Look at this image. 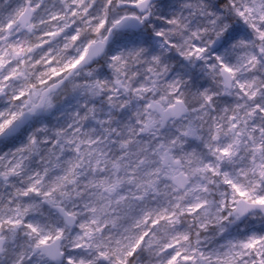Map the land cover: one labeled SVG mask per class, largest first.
<instances>
[{
  "label": "clouds",
  "instance_id": "clouds-1",
  "mask_svg": "<svg viewBox=\"0 0 264 264\" xmlns=\"http://www.w3.org/2000/svg\"><path fill=\"white\" fill-rule=\"evenodd\" d=\"M18 2H0V25ZM105 3L89 0L79 41L47 50L41 33L58 29L40 12L0 27V264H149L126 253L161 209L176 223L149 240L189 231L215 264L264 229V210L222 206L225 173L264 184V0H111L107 15ZM190 205L202 207L182 215Z\"/></svg>",
  "mask_w": 264,
  "mask_h": 264
},
{
  "label": "snow or ice",
  "instance_id": "snow-or-ice-1",
  "mask_svg": "<svg viewBox=\"0 0 264 264\" xmlns=\"http://www.w3.org/2000/svg\"><path fill=\"white\" fill-rule=\"evenodd\" d=\"M50 3L51 7L47 4L39 3V0H19L17 7L9 12L6 24H2L0 27L11 29L18 22L28 23L31 19L29 9L32 12H40L42 13V23L55 25V28L58 29L47 30L41 33L39 47L47 50L51 47L52 38L62 34L66 42L71 41L75 43L79 41L80 28L78 25L83 23L85 18H88L89 21L94 20L97 15V10L88 6L89 0H50ZM110 5L111 0H106V3L103 5L105 15H107V9ZM107 23V19L99 20L95 25L94 31L100 32L105 29ZM116 23H119V21ZM65 29H67L66 32ZM15 51L17 55H20L25 52V49L20 47ZM29 51H31V48H29ZM195 51L203 52L204 49L196 48ZM86 54L87 52L85 50L78 59L72 64L65 65L61 71L78 65L85 58ZM42 59L45 64L54 63L51 59V54L42 57ZM223 67L227 72L232 71L227 66ZM50 71L53 75L59 74L56 68H51ZM241 88H243V85H241ZM0 127H3V125H0ZM220 151L224 156L230 155L228 148L221 149ZM212 171L215 172L214 169ZM216 174L218 175L219 173ZM254 175L256 174L254 173ZM258 175L261 180H264V171L259 172ZM228 176L229 174L225 173L223 183L227 191L222 193L225 197L222 206L228 210V218H231L233 213H235L236 219H240L241 217L247 216L253 209L260 208L264 210V184L257 181L255 183L249 182L245 185L244 183H238L228 178ZM30 190L35 191V189ZM200 207L202 205H196L195 207L190 205L187 212H182L181 214L192 215L194 212L199 211ZM175 217L176 213L169 212L167 209H161L160 214L154 218L145 217L146 229L136 240L131 250L126 253V257L135 258L138 251L143 248L144 251L149 253V264H206L204 253L192 244V236L189 231L178 230L172 235L166 234L162 238L149 240L157 225L167 223L174 226L176 223ZM27 227L32 232H37V228L33 225L29 224ZM49 239L51 237L45 236L39 243L46 244ZM199 243L197 239L196 245H199ZM248 257H251V259H247ZM67 264H73V261L69 259ZM117 264H129V262L127 259H120ZM215 264H264V229H246L242 238L229 241L228 251L224 253L223 258L218 256Z\"/></svg>",
  "mask_w": 264,
  "mask_h": 264
}]
</instances>
